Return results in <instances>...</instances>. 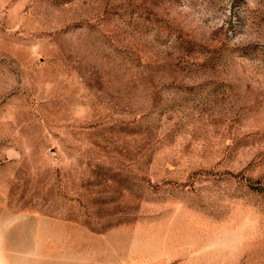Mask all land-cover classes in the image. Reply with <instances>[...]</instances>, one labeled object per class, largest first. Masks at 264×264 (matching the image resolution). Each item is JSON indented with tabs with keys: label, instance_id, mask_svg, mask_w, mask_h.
<instances>
[{
	"label": "rangeland",
	"instance_id": "obj_1",
	"mask_svg": "<svg viewBox=\"0 0 264 264\" xmlns=\"http://www.w3.org/2000/svg\"><path fill=\"white\" fill-rule=\"evenodd\" d=\"M0 264H264V0H0Z\"/></svg>",
	"mask_w": 264,
	"mask_h": 264
}]
</instances>
